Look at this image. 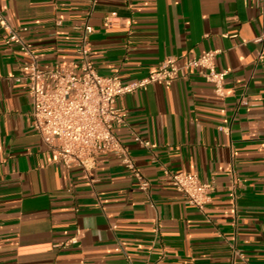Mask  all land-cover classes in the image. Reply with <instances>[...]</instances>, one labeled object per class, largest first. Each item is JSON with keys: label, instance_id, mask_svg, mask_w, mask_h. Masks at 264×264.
Wrapping results in <instances>:
<instances>
[{"label": "crops", "instance_id": "0c3cea01", "mask_svg": "<svg viewBox=\"0 0 264 264\" xmlns=\"http://www.w3.org/2000/svg\"><path fill=\"white\" fill-rule=\"evenodd\" d=\"M0 14L12 28H27L42 68L77 63V27L87 23L100 75L130 83L166 58L182 65L213 50L217 69L228 72L222 98L189 71L118 101L127 126L114 132L150 182L147 198L111 156L88 174L52 162L31 128L30 97L8 77L27 59L0 28V264H264L259 0H0ZM165 170L214 182L204 212L185 203ZM75 236L76 244L62 246Z\"/></svg>", "mask_w": 264, "mask_h": 264}, {"label": "built area", "instance_id": "2783aa9c", "mask_svg": "<svg viewBox=\"0 0 264 264\" xmlns=\"http://www.w3.org/2000/svg\"><path fill=\"white\" fill-rule=\"evenodd\" d=\"M259 3L264 14V0H259ZM112 24L111 18L107 17L105 26ZM56 25L61 26V22L57 21ZM0 28L7 34L5 44L16 45L27 59L19 75L10 74L8 77L22 84L30 97L31 128L49 151L52 162L61 163L66 169L80 168L88 174L101 158L111 156L120 162L147 198H150L151 184L137 169L129 148L114 132L116 128L127 126V112L118 105V101L154 84L169 85L182 79L189 71L210 84L216 96L224 97L228 72L217 69L219 50L188 57L182 65H178L175 58H166L146 77L124 83L117 74L103 76L96 70L90 59L89 37L93 29L87 23L77 27L81 35L75 50L77 63H59L54 68L40 66L38 55L23 36L26 27L14 29L0 14ZM254 42H264V27ZM132 137L141 148L150 152L154 150L155 145L149 140L136 134ZM164 175L186 204L199 212L205 211L215 191L212 180L201 181L194 173L167 170ZM77 242L75 236L62 246ZM233 256L244 261L238 250H234Z\"/></svg>", "mask_w": 264, "mask_h": 264}]
</instances>
